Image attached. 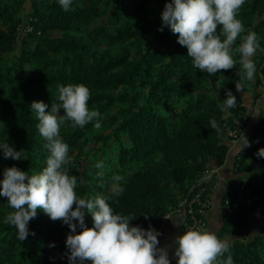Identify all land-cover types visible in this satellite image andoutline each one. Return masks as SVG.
<instances>
[{
	"label": "trees",
	"instance_id": "obj_1",
	"mask_svg": "<svg viewBox=\"0 0 264 264\" xmlns=\"http://www.w3.org/2000/svg\"><path fill=\"white\" fill-rule=\"evenodd\" d=\"M165 4L73 0L65 11L58 0H0V142L23 149L20 160L6 159L0 150V179L6 167L36 173L45 166L46 141L30 105L44 101L48 111L59 85L82 83L91 92L89 108L102 114V126L95 129L89 122L73 127L69 121L61 127L72 157L69 174L84 180L76 188L80 196L111 195V177L122 175L125 191L110 205L116 212L137 216L131 224L156 229L165 214L196 193L210 198L216 176L206 174L224 166L232 141L227 133L239 132L247 121L236 85L251 90L264 83V0H246L238 12L245 26L241 37L255 32L261 44L252 80L240 76L238 52V63L230 69L215 75L196 69L178 34L167 26L159 30ZM220 75L221 88L216 84ZM228 89L237 103L225 110ZM249 141L236 160L244 201L232 215L224 209L219 231L231 242L234 264H264V226L252 236L232 239L249 231L253 212L264 215V158L255 155L264 147V107ZM99 160L105 162L103 177L96 176ZM238 196L232 191L227 197ZM7 202L0 196V264H68L69 226L38 209L29 222L35 235L30 231L20 241L15 226L3 222L13 211ZM85 221L93 226L90 214Z\"/></svg>",
	"mask_w": 264,
	"mask_h": 264
},
{
	"label": "clouds",
	"instance_id": "obj_2",
	"mask_svg": "<svg viewBox=\"0 0 264 264\" xmlns=\"http://www.w3.org/2000/svg\"><path fill=\"white\" fill-rule=\"evenodd\" d=\"M58 3L68 11L73 0H58ZM245 3L246 0H166L159 30L163 31L167 26L178 34L177 40L187 47L192 65L209 75L237 65L234 52H238L242 66L240 76L252 80L256 73L254 57L261 44L255 32L241 37L245 26L238 12ZM238 37H241V43L234 48ZM216 84L220 88L224 86L221 75ZM236 87L241 89L240 85ZM90 96V89L85 84H61L50 110L46 111L49 105L44 101H33L30 105L38 119V131L46 141V164L36 173L15 165L4 169L0 196L8 198L7 203L13 211L6 214L3 222L15 226L17 238L24 241L30 231L35 235L29 222L37 216L38 209L53 220L60 219L71 229L66 239L68 264H171L168 246L158 247L161 234L158 229L133 225L131 221L137 216L116 212L110 205L113 197L125 191L122 175L111 177V195L101 193L82 197L76 191L78 183H84V180L69 174L72 157L69 144L61 137V127L70 121L73 127H84L92 122L95 129L101 128L102 114L98 109L89 108ZM226 96L222 108L230 110L236 106L237 98L231 89L227 90ZM211 126L213 129L218 127L215 119L211 120ZM247 146L250 141L244 135L235 148L243 151ZM0 150L6 159H22L23 149L17 150L8 141L0 142ZM255 155L264 158V147ZM95 167L98 169L96 176L103 177L105 162L99 160ZM89 214L93 219L91 228L85 221ZM78 228L82 231L78 232ZM175 243L178 247L173 255L178 257L177 264H234L230 240L218 238L215 232L188 228ZM225 253H229L226 259H218Z\"/></svg>",
	"mask_w": 264,
	"mask_h": 264
},
{
	"label": "crops",
	"instance_id": "obj_3",
	"mask_svg": "<svg viewBox=\"0 0 264 264\" xmlns=\"http://www.w3.org/2000/svg\"><path fill=\"white\" fill-rule=\"evenodd\" d=\"M239 94L242 97L243 105L246 107L247 121L239 126L237 136L231 141L224 166L214 172L216 176V190L210 193V208L206 212L207 230L215 232L220 239H224L219 236V231L224 223V200L230 194L233 183L240 181V177L243 176L242 174H236V160L242 150L236 151L235 145L244 135L249 140L254 126L259 119L261 110L264 107V83L258 89L254 86L251 90H245L241 86ZM227 134L230 136L231 131ZM184 222L185 214L181 212L172 215L169 219L162 217L157 227L161 233L158 237L160 241L158 247L168 246L169 259L173 262H177L178 260V257L173 255L175 249L178 247L175 241L183 232Z\"/></svg>",
	"mask_w": 264,
	"mask_h": 264
},
{
	"label": "built area",
	"instance_id": "obj_4",
	"mask_svg": "<svg viewBox=\"0 0 264 264\" xmlns=\"http://www.w3.org/2000/svg\"><path fill=\"white\" fill-rule=\"evenodd\" d=\"M238 132L231 131L230 137L233 139L237 136ZM215 172V171H214ZM213 173H207L206 176L209 178ZM244 184L236 181L233 183V186L231 188L232 191H236L239 193V196L236 200H231L230 198H226L224 200V208L226 210V213L229 215L234 214L241 205V202L244 201L243 194H244ZM203 192H198L194 195V197L189 200L183 202L179 207L174 209V211L165 214L163 217L165 219H169L174 214H179L181 212H184L185 214V222H184V229L182 234L188 229V228H203L207 230V218H206V212L210 208V199L209 198H203L202 196ZM181 234V235H182Z\"/></svg>",
	"mask_w": 264,
	"mask_h": 264
},
{
	"label": "rangeland",
	"instance_id": "obj_5",
	"mask_svg": "<svg viewBox=\"0 0 264 264\" xmlns=\"http://www.w3.org/2000/svg\"><path fill=\"white\" fill-rule=\"evenodd\" d=\"M249 220L251 223V228L249 229V231L244 232L243 234H240L238 236L232 237L233 240L236 239L237 237L242 238V237L252 236V234L261 230L264 226V215L260 212H253L249 216Z\"/></svg>",
	"mask_w": 264,
	"mask_h": 264
}]
</instances>
